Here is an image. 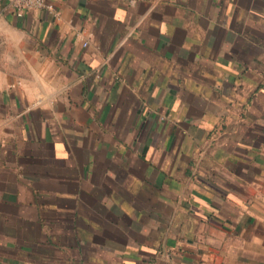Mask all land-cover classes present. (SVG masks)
<instances>
[{
    "label": "crops",
    "instance_id": "crops-1",
    "mask_svg": "<svg viewBox=\"0 0 264 264\" xmlns=\"http://www.w3.org/2000/svg\"><path fill=\"white\" fill-rule=\"evenodd\" d=\"M0 0V264H264V0Z\"/></svg>",
    "mask_w": 264,
    "mask_h": 264
},
{
    "label": "built area",
    "instance_id": "built-area-1",
    "mask_svg": "<svg viewBox=\"0 0 264 264\" xmlns=\"http://www.w3.org/2000/svg\"><path fill=\"white\" fill-rule=\"evenodd\" d=\"M13 8L18 17H22L27 11L45 10L54 13L56 11L54 5L48 0H2Z\"/></svg>",
    "mask_w": 264,
    "mask_h": 264
}]
</instances>
